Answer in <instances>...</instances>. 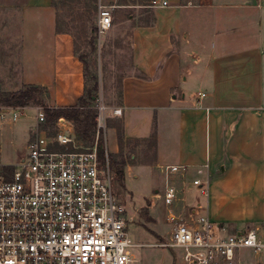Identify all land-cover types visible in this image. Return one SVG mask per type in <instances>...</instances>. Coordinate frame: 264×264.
Instances as JSON below:
<instances>
[{
    "label": "crops",
    "instance_id": "1",
    "mask_svg": "<svg viewBox=\"0 0 264 264\" xmlns=\"http://www.w3.org/2000/svg\"><path fill=\"white\" fill-rule=\"evenodd\" d=\"M100 1L114 7L113 14L118 8L147 9L154 18L130 33L132 72L121 77L120 101L113 106L123 115L107 122L111 165L125 161L123 185L112 168L115 188L118 181L127 189L147 169L163 185L155 190L161 202L164 168L186 166L171 177L180 191L175 214L196 212L191 186L209 179L211 221L230 234L264 230V0H167L160 8L152 7L156 0ZM0 12L20 24L22 85L14 92L37 86L45 90L48 107H76L85 68L76 39L56 31L52 0H0ZM46 128L52 132L55 126ZM166 233L162 237H170L171 229ZM233 264H264V255L241 252Z\"/></svg>",
    "mask_w": 264,
    "mask_h": 264
},
{
    "label": "built area",
    "instance_id": "2",
    "mask_svg": "<svg viewBox=\"0 0 264 264\" xmlns=\"http://www.w3.org/2000/svg\"><path fill=\"white\" fill-rule=\"evenodd\" d=\"M167 6V0L152 3L154 8ZM113 10L99 2L100 35L113 27ZM29 109L3 108L0 115L12 113L17 121ZM33 109L36 125L23 159L14 165L0 164V264H136L131 249L148 245L134 244L129 237L107 149L108 119L122 116V109L109 108L98 98L96 136L90 147L79 145L75 131L60 126L61 120L49 132L44 108ZM100 139L105 146L103 158ZM187 169L164 168L166 185L157 197L170 208L171 234L168 240L149 246L181 251L185 264L219 260L233 264L243 251L264 254V230L230 234L209 219L201 202L195 213L173 212L180 191L171 177ZM206 169L197 173L203 175ZM209 183V179L193 182L207 199Z\"/></svg>",
    "mask_w": 264,
    "mask_h": 264
},
{
    "label": "rangeland",
    "instance_id": "3",
    "mask_svg": "<svg viewBox=\"0 0 264 264\" xmlns=\"http://www.w3.org/2000/svg\"><path fill=\"white\" fill-rule=\"evenodd\" d=\"M100 1V0H99ZM119 0L118 3H123ZM127 3L144 0H128ZM147 9H124L114 11L113 27L104 35L99 32L89 33L88 41L95 38V52L84 43L85 33L80 29L73 30L77 36L78 55L87 58L91 73L98 75L100 80L99 97L104 104L113 108L120 101L119 82L122 76L130 74L131 68V40L130 33L137 26L150 25L153 22V13ZM70 11L67 8L61 10V16L68 23ZM188 15V13L186 14ZM134 17V19H130ZM98 16L94 15V28H97ZM19 22L11 21L3 12H0V92L13 93L22 85L21 76V39ZM88 56V57H87ZM36 125V111L32 108L17 121L13 120V114L5 117L0 115V163L15 164L23 153L27 142L31 140V132ZM147 176L131 179L126 183L127 189H121L116 182L117 193L124 198L121 204L125 207L127 231L134 244L154 245L169 239L166 231L171 229L167 222L169 214L168 206L164 201L157 202L155 190L161 187L160 178L154 177V173L145 170ZM125 186V185H124ZM163 188V187H162ZM189 198L194 199L195 205L199 202L206 205L207 198L194 184L191 186ZM208 191V187H205ZM155 206L150 207L149 204ZM157 203V204H156ZM171 226V227H170ZM158 236H161V238ZM131 252L136 264H181L182 252L165 248L147 246L144 248L134 247ZM244 253L250 251H243ZM261 255V254H260ZM264 255V254H262Z\"/></svg>",
    "mask_w": 264,
    "mask_h": 264
},
{
    "label": "trees",
    "instance_id": "4",
    "mask_svg": "<svg viewBox=\"0 0 264 264\" xmlns=\"http://www.w3.org/2000/svg\"><path fill=\"white\" fill-rule=\"evenodd\" d=\"M53 6L57 11V33L70 34L76 39L77 36L73 30L80 29V33H85L83 38L84 43L90 48L92 53L95 52V38L88 41L89 33H98V28H94V15L98 13L99 0H52ZM67 8L70 13L68 18L70 22H66L61 16V10ZM88 57V56H87ZM85 68V89L84 95L79 100L76 107L73 108H50L48 107L45 90L37 86H25L21 90L13 93L0 92V110L3 108H26V107H42L45 110L47 118V127H54L61 119L68 120L74 124L75 134L78 141L83 142L85 147H90L95 142L96 136V116L95 105L99 98L100 80L98 75L91 73L90 64L86 56L80 57ZM156 129L152 138L156 136ZM120 146H123L122 132H118ZM99 154L101 158L105 155V146L103 140L100 139ZM110 159L113 158L109 155ZM120 157L123 155L120 154ZM125 161L113 162L112 168L117 174L118 181L123 185Z\"/></svg>",
    "mask_w": 264,
    "mask_h": 264
},
{
    "label": "water",
    "instance_id": "5",
    "mask_svg": "<svg viewBox=\"0 0 264 264\" xmlns=\"http://www.w3.org/2000/svg\"><path fill=\"white\" fill-rule=\"evenodd\" d=\"M59 124H60V126L65 127L66 130L70 131L71 133H74L75 127H74V124L72 122L65 120V119H61Z\"/></svg>",
    "mask_w": 264,
    "mask_h": 264
}]
</instances>
